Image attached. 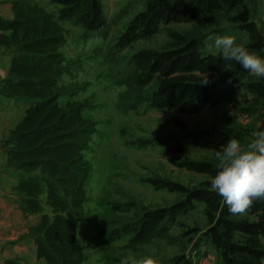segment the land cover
<instances>
[{"label": "trees", "instance_id": "obj_1", "mask_svg": "<svg viewBox=\"0 0 264 264\" xmlns=\"http://www.w3.org/2000/svg\"><path fill=\"white\" fill-rule=\"evenodd\" d=\"M55 1L62 6L57 19L44 6L30 0L12 1V18H0V49L10 54L8 75L1 83L0 92L29 100L24 115L1 147L7 155V166L17 172L12 191L22 211L39 215V221L29 227L37 257L47 264H82L85 252L77 231L84 212L85 183L90 171L84 152L96 124L81 114L79 104H58L57 81L68 64L60 51L65 38L59 19L71 18L86 30L106 25V19L99 0ZM153 1L150 11L160 9L156 11V21L149 17L142 28L146 35L156 31L158 20L163 24L187 23L195 18L201 21L183 31H171L166 48L158 58L154 57L144 77L134 70L125 77V88L118 94L122 110L132 111L146 104L169 114L171 120L174 116L170 111L190 112L226 98L224 90L209 89L211 85H220L214 73L225 64L241 75L245 70L234 60L221 56L212 59L211 53L203 52L204 46L210 42L208 37L222 28L217 25L228 13L248 1L252 7V0H179L176 4H169L167 0ZM160 2L163 4L158 7ZM151 22V30L147 31ZM239 28L256 43H262L251 19L241 22ZM177 62L180 65H176ZM155 72L157 75L153 74ZM204 75L209 87L202 85ZM215 136L208 131L206 137ZM190 167L201 169L200 164ZM197 192L208 207L206 215L209 216L210 209H220L217 223L207 230L212 232L209 244L221 254L220 264H260L264 255L255 238H249L246 245L240 240L239 243L233 241L235 231L254 230L250 229L253 227L232 216L226 218L227 205L216 192L208 189ZM255 202L260 209L264 208V199ZM156 218L151 219L150 229L139 231L130 240L131 245L167 236L164 226L155 225ZM258 226L264 228L263 217ZM235 253L240 256L235 257ZM8 264L17 263L9 261Z\"/></svg>", "mask_w": 264, "mask_h": 264}, {"label": "rangeland", "instance_id": "obj_2", "mask_svg": "<svg viewBox=\"0 0 264 264\" xmlns=\"http://www.w3.org/2000/svg\"><path fill=\"white\" fill-rule=\"evenodd\" d=\"M12 1L0 0L1 5L9 6L1 8L9 11L2 15L11 13ZM30 1L41 4L58 18L62 6L57 1ZM99 1L106 25L98 29L86 30L71 18L59 19L65 38L60 51L68 64L57 81L58 104H79L81 114L96 124L84 152L90 171L77 231L85 252L82 264H121L130 254L152 255L160 264H193L194 255L210 238L202 237L203 230L209 228L203 212L208 207L197 192L204 179L178 163L208 156V150H201L190 141L193 132L185 134L181 129L179 112L170 111L174 116L171 120L169 114L146 104L124 112L118 94L124 90L125 77L132 70L138 71L140 77L148 74L154 57L158 58L166 48L171 31H183L201 19L168 24L158 20L156 31L146 35L142 28L149 17L156 21V11L160 9L150 11L153 0ZM167 1L176 4L179 0ZM236 9L227 14L217 25L222 28L211 36H239L235 29L251 16V3ZM208 45L203 52L211 53L212 59L220 57L218 50ZM20 101L26 106L29 103L26 98ZM183 116L189 125L194 124L193 115ZM207 135L204 132L200 136V131L195 134L203 139ZM154 217L155 225L164 226L167 236L131 245L130 240L139 231H146Z\"/></svg>", "mask_w": 264, "mask_h": 264}, {"label": "crops", "instance_id": "obj_3", "mask_svg": "<svg viewBox=\"0 0 264 264\" xmlns=\"http://www.w3.org/2000/svg\"><path fill=\"white\" fill-rule=\"evenodd\" d=\"M252 4L254 5L249 19L253 21V28L258 33L262 43L258 44L253 41L249 38L248 33L241 28L235 29L238 31L239 36L233 34L237 37L238 42H243L250 50L264 55V0H252ZM4 7L9 8L7 4L1 5L0 3V10ZM6 10L0 12V18L11 19L13 16L12 10L11 13L2 15V13L9 12L8 9ZM210 42L207 43L210 44ZM218 53L223 58L219 51L216 52V54ZM9 63V52L1 48L0 86L8 75ZM214 74L220 85L214 86L215 88L211 85L209 89L224 90L227 93L226 98L214 104H204L190 112H179L178 119L179 126L186 132L185 134L193 132V137H189L190 141L201 150H208L209 153L208 156L184 159L178 163L181 165L179 167L200 174L204 182L198 189L208 188L209 191H212L209 177L214 176L217 171L215 151L221 150L231 138H237L242 144H246L257 126H264V78H257L247 70L242 75L238 72L235 73L226 64ZM202 78L204 80L207 76L204 75ZM202 85L209 87L208 82L206 84L202 83ZM20 99L6 96L0 92V264H8L9 261L17 264H47L44 259L37 257L35 240L29 234V227L39 221V215L36 213L25 214L22 211L12 191L16 172L7 166V155L5 149L1 147L3 140L24 115L26 105ZM192 115L196 119L193 125H189L187 119H183L182 116L191 117ZM199 131L200 136L208 131L215 133L216 136L203 139L195 136ZM197 164H200L201 169L190 167V165ZM201 202L206 205L205 201ZM226 208L228 209V207ZM219 214V208L216 210L210 209L209 216L205 213L209 227L217 223ZM231 216L234 220L243 221L244 224L253 227L250 229H254L235 231L233 241L239 243L240 240L242 245H246L249 238H255L264 255V228L258 226V222L261 221L262 217L264 218V208L260 209L254 201L243 214L226 213V218L230 219ZM211 235L212 232H208L207 229L202 232L204 239L207 236L211 237ZM204 245L194 255L195 261L193 264H220L221 254L219 251L209 243ZM234 256L239 257L240 254L235 253ZM262 259L260 264H264Z\"/></svg>", "mask_w": 264, "mask_h": 264}, {"label": "clouds", "instance_id": "obj_4", "mask_svg": "<svg viewBox=\"0 0 264 264\" xmlns=\"http://www.w3.org/2000/svg\"><path fill=\"white\" fill-rule=\"evenodd\" d=\"M208 45L224 59L234 60L250 74L264 78V55L250 50L235 35L209 36ZM207 78L202 83H207ZM217 171L209 177L210 188L219 194L232 214L245 213L255 200L264 199V126H257L246 144L231 138L215 151ZM121 264H160L152 255L130 254Z\"/></svg>", "mask_w": 264, "mask_h": 264}]
</instances>
